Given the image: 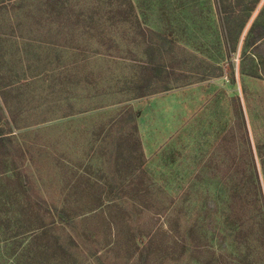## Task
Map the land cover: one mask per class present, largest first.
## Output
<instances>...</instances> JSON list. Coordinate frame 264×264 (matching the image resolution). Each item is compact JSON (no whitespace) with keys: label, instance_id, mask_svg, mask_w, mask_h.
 I'll list each match as a JSON object with an SVG mask.
<instances>
[{"label":"rangeland","instance_id":"1","mask_svg":"<svg viewBox=\"0 0 264 264\" xmlns=\"http://www.w3.org/2000/svg\"><path fill=\"white\" fill-rule=\"evenodd\" d=\"M22 1L0 10V216L76 207L110 264H264V0H82L55 44ZM58 234L22 262L97 264Z\"/></svg>","mask_w":264,"mask_h":264},{"label":"trees","instance_id":"2","mask_svg":"<svg viewBox=\"0 0 264 264\" xmlns=\"http://www.w3.org/2000/svg\"><path fill=\"white\" fill-rule=\"evenodd\" d=\"M78 1L82 0H32L31 5L29 4L30 9L28 10V13H31V10L41 13L40 17H33L32 21L35 22V24H37L38 26H42V30H44L46 36L45 40L48 41L47 43L55 44V41L51 40L54 36H56V38H59L61 37V35H64V32L69 31L71 26H75L77 23H82L78 20L72 19L71 17V14L74 12L75 8L80 5ZM8 2L9 6H6V0H0V10L6 9L7 7H11L12 9H14L16 7L15 2H17V5L19 3V7H21L22 5L20 3H22L23 1L8 0ZM104 4H106V2L100 3L97 0H91L89 2V5L91 6H99ZM48 5H51L53 8V12L50 13V15L45 9ZM130 5L131 3H129V6ZM118 6L121 7L120 4H118ZM80 14L79 16H81ZM82 14V16H85L84 13ZM47 16H52L49 21L47 20ZM96 20L97 19L87 17V25H85V31H87L88 28H92L93 26H95ZM42 21L44 22V24H41ZM250 32L251 31H249V33ZM111 43H114V41L111 40ZM148 44H150V47H154L157 49H159L160 47L156 43L151 44L150 41H148ZM256 45V43H252L247 47L253 49L254 47H256ZM85 50L88 51L87 49ZM79 51H81V49H79ZM249 54H251V57H256L255 52L250 51ZM154 68L155 70H159L160 68L164 67L154 66ZM247 74L255 76L254 73ZM136 119L137 118L134 117V127L137 131ZM1 130L0 143H4L5 141L10 140L14 137L13 135H15V133L13 132L2 133ZM140 152L143 154L141 147ZM0 174H3V172H0ZM32 189L34 190L33 192H35L39 197H41L42 195L44 196V192L37 185L33 186ZM2 205L3 206L0 210V213L4 211L5 206L11 204L7 202ZM16 205L17 204L12 205L10 209H13L14 206L16 209L18 207V205ZM10 209L6 210L9 211ZM21 212L24 213L25 216H8L5 218L0 216V264H27L22 262L23 259L28 258V255L33 250L35 251L37 248L41 247L40 242L47 236L48 233H54V235L55 233H59L57 235V242L60 244V248L64 254L68 252L66 250L70 249H74L77 254H83L85 252L81 250V246L77 239L78 235L80 236V233L84 229H82L83 226L81 224V215L78 216V214L76 213V207L50 205L48 204V202H46V200H44L41 203H37L35 201L34 203H26L21 207ZM110 254L111 252L108 251L107 248H103L94 250L93 252L87 254L86 257L87 260L92 259L93 261H96L97 264H110ZM75 257L76 256L74 254L73 258ZM73 262L74 261H71V263Z\"/></svg>","mask_w":264,"mask_h":264},{"label":"crops","instance_id":"3","mask_svg":"<svg viewBox=\"0 0 264 264\" xmlns=\"http://www.w3.org/2000/svg\"><path fill=\"white\" fill-rule=\"evenodd\" d=\"M143 114L139 113L136 119V124H137V133H138V127L140 128V124H139V119L141 118Z\"/></svg>","mask_w":264,"mask_h":264}]
</instances>
